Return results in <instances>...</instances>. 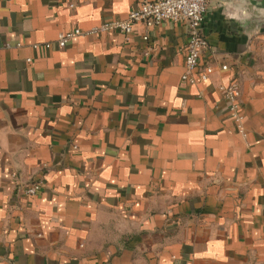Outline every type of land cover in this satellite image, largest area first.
<instances>
[{"label": "crops", "instance_id": "0c3cea01", "mask_svg": "<svg viewBox=\"0 0 264 264\" xmlns=\"http://www.w3.org/2000/svg\"><path fill=\"white\" fill-rule=\"evenodd\" d=\"M141 2L0 0V264H264V0H209L205 82L185 23L58 45Z\"/></svg>", "mask_w": 264, "mask_h": 264}, {"label": "built area", "instance_id": "2783aa9c", "mask_svg": "<svg viewBox=\"0 0 264 264\" xmlns=\"http://www.w3.org/2000/svg\"><path fill=\"white\" fill-rule=\"evenodd\" d=\"M208 2L209 0H142L140 7L132 10L126 20L104 23L89 31L75 29L62 33L57 43L60 47H65L77 37L102 35L107 32H120L128 35L138 23H143L146 26L145 40H147L148 31L154 26H159L165 22L185 23L189 27L190 37L186 48L185 73L182 79L192 84L198 81L205 82L210 80L215 72L212 64H207L200 69L201 57L209 47V43L202 31ZM227 70H229V67L223 65L222 71ZM218 89L228 103L229 111L234 121L241 127L244 117L240 112V82L234 78L228 83L221 84ZM42 188L43 184L41 182H33L26 187L25 193L27 196L33 197Z\"/></svg>", "mask_w": 264, "mask_h": 264}]
</instances>
